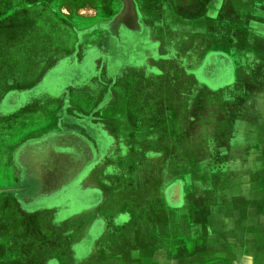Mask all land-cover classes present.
<instances>
[{
  "label": "crops",
  "instance_id": "crops-1",
  "mask_svg": "<svg viewBox=\"0 0 264 264\" xmlns=\"http://www.w3.org/2000/svg\"><path fill=\"white\" fill-rule=\"evenodd\" d=\"M39 1L77 39L0 75V264H264V0Z\"/></svg>",
  "mask_w": 264,
  "mask_h": 264
},
{
  "label": "rangeland",
  "instance_id": "rangeland-1",
  "mask_svg": "<svg viewBox=\"0 0 264 264\" xmlns=\"http://www.w3.org/2000/svg\"><path fill=\"white\" fill-rule=\"evenodd\" d=\"M30 1L31 0H0L1 5L3 4L4 6V4H7L9 9L8 13L11 12L10 14L14 15L11 16L6 11L3 14L5 17H3L0 21V32L4 31L5 34L4 37H0V60L2 61L0 63V75L3 74L5 76L6 74V78L10 76L14 77L19 82L21 88L29 87L35 84L43 75H47L43 82L48 83L50 76H57L64 70L69 69L70 62L68 58L69 55L67 54H70L72 50L75 52L73 42H75L74 40L77 39L74 31H72V29L66 26L64 23H61L56 15L52 14L51 17H48L52 10L50 12L49 8L47 9V6L44 4L33 7L36 5L34 3H36L37 0H33L31 3ZM44 1L46 0H41L39 2L41 3ZM58 4L59 0H55L53 2V8H58ZM29 5H31L33 8L30 10L24 9ZM72 20L76 23L78 29L88 28L93 22V19L91 18L82 17H75ZM13 38L15 39V43L11 41ZM44 48L47 50L44 51ZM49 48L52 49L50 50ZM48 52H51L55 55L52 57L54 59L49 62L52 63V68L49 73L46 71L47 65H43L39 62L40 57L47 56ZM57 59L60 60L56 61ZM14 80H4V82L3 80H0V84L3 82L6 83L7 86L16 87ZM54 114V112H50V115H47V121H52ZM24 119L34 120L37 119V117H35L33 114L30 115L29 112H26V114H24ZM204 151L205 150H198V153L202 155ZM213 151H215L217 154L220 153V150L214 149ZM0 188L3 189L4 187L0 186ZM6 194H10L11 197L14 195L13 193H4L1 195L7 197ZM19 195L20 197L24 196L22 193ZM114 195L115 198H117L118 194ZM123 197L124 195L121 196L120 199H123ZM40 198L42 197L40 196ZM2 201H5L4 198ZM2 201H0V233L3 237L8 236L5 239L11 238L12 242L14 243V248H18L20 246L19 241L16 240L14 235L23 234L25 230L18 229L12 222L10 218L12 217L10 208L8 209L7 203ZM111 209H115V206L113 205ZM92 218L93 216L91 214L85 217L80 214L78 219H75L72 222L70 221L72 219H70L67 222V231H76L82 223H86V221H89ZM87 227L89 228V224ZM18 230L21 233H19ZM46 233L48 237L53 236L52 230H47ZM57 233L58 232H55V234ZM63 234L68 233L64 232ZM86 236L87 234L80 233L78 239L82 240ZM45 251L50 253L58 250L55 248H48V250H44V254ZM87 255H89V250L86 252V256Z\"/></svg>",
  "mask_w": 264,
  "mask_h": 264
},
{
  "label": "flooded vegetation",
  "instance_id": "flooded-vegetation-1",
  "mask_svg": "<svg viewBox=\"0 0 264 264\" xmlns=\"http://www.w3.org/2000/svg\"><path fill=\"white\" fill-rule=\"evenodd\" d=\"M53 151H56V149H54ZM87 155H88V150L85 148L84 149V156H87ZM60 183L62 184L61 181L58 182V184H60Z\"/></svg>",
  "mask_w": 264,
  "mask_h": 264
}]
</instances>
